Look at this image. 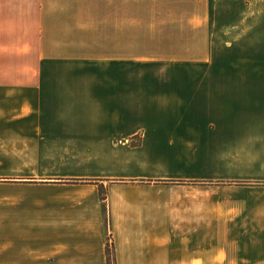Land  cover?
<instances>
[{"label": "crops", "instance_id": "obj_1", "mask_svg": "<svg viewBox=\"0 0 264 264\" xmlns=\"http://www.w3.org/2000/svg\"><path fill=\"white\" fill-rule=\"evenodd\" d=\"M143 14L177 34L167 61L131 62L151 70L62 71L57 53L21 87L0 72V146L24 113L66 166L0 172V264H106L107 239L115 264H264V0H0V43H75L81 16L124 33Z\"/></svg>", "mask_w": 264, "mask_h": 264}, {"label": "rangeland", "instance_id": "obj_2", "mask_svg": "<svg viewBox=\"0 0 264 264\" xmlns=\"http://www.w3.org/2000/svg\"><path fill=\"white\" fill-rule=\"evenodd\" d=\"M148 10L145 8V11ZM79 18L81 22L75 26L80 27L81 34L76 37L75 43H59L58 45L53 43H0V72L5 75L1 81L21 87L22 72L30 68L38 70L42 54L47 57V55L53 56L59 53L62 59V66H60L62 71L103 72L108 70L106 61L112 57L121 56L129 58L130 71H147L151 70L148 64L141 65L131 62L155 59L167 61L170 42L177 37L176 33L168 31L167 17L159 18L144 14L129 16L128 32L124 33L114 31L120 20L105 16H81ZM73 57H75V64L71 63ZM45 70L59 69L47 67ZM6 118L21 122L11 129L15 131V137L8 138L9 142L1 143V173L36 179L64 175L66 166L61 145L35 142V138L25 134L27 123L24 120V113Z\"/></svg>", "mask_w": 264, "mask_h": 264}, {"label": "trees", "instance_id": "obj_3", "mask_svg": "<svg viewBox=\"0 0 264 264\" xmlns=\"http://www.w3.org/2000/svg\"><path fill=\"white\" fill-rule=\"evenodd\" d=\"M65 183H70V184H94V185H98L99 182L97 181H66ZM99 186V196L101 201H105L106 200V195H107V191L106 189L103 187V185H98ZM105 257H106V264H115V254H114V249L112 244L110 243L109 239L106 240V244H105Z\"/></svg>", "mask_w": 264, "mask_h": 264}]
</instances>
